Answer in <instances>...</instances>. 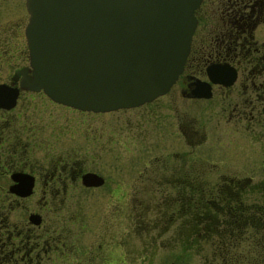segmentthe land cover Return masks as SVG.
<instances>
[{"label": "flooded vegetation", "instance_id": "flooded-vegetation-1", "mask_svg": "<svg viewBox=\"0 0 264 264\" xmlns=\"http://www.w3.org/2000/svg\"><path fill=\"white\" fill-rule=\"evenodd\" d=\"M194 13L197 21L190 50L169 89L151 101L112 110L138 111L130 133L123 134L122 115H112L113 120L108 121L103 118L102 126L95 129L88 125L90 120L85 121L81 147L88 153L97 148L98 165L80 162V148L59 146L71 140L74 126L65 124L67 130H63L56 114V104L62 103L42 89L21 86L23 75L30 73L26 38L10 35L11 26L2 25L0 84L5 92L0 105V264H43L48 256L73 264H116L123 238L108 230L117 224V218L120 224L121 194L110 191L118 199L120 211L105 217L101 227L92 228L91 218L83 210L88 190L101 186L178 187L180 208L172 212L185 218L188 187L224 186L241 192L254 188L253 192L264 194V0H201ZM12 57H17L13 67ZM211 76L222 81L215 82ZM205 89L209 95H193ZM159 98L162 100L157 101ZM160 117H164L162 124ZM67 120L72 122L70 116ZM155 126L164 144L158 155L153 146ZM213 139L229 145L234 163L222 166L214 158L201 156L198 149ZM85 173L101 176L102 183L85 184ZM23 174L33 180L32 192L26 196L9 189L22 184L16 177ZM31 196L43 208L50 203L61 205L52 209L46 222L43 210H30L27 218L17 214ZM64 203H69L67 208ZM33 213L39 222L31 221ZM139 217L138 210L130 213L131 219ZM85 229H90L86 238ZM98 238L101 244L95 248Z\"/></svg>", "mask_w": 264, "mask_h": 264}, {"label": "water", "instance_id": "water-1", "mask_svg": "<svg viewBox=\"0 0 264 264\" xmlns=\"http://www.w3.org/2000/svg\"><path fill=\"white\" fill-rule=\"evenodd\" d=\"M200 2L25 0L30 73L23 75L21 86L42 89L58 103L94 112L151 101L169 89L183 68ZM4 88L0 84V105ZM193 95L209 92L196 90ZM16 179L22 184L9 189L29 195L32 177ZM102 181L95 173L83 175L87 185ZM29 218L39 222L35 213Z\"/></svg>", "mask_w": 264, "mask_h": 264}, {"label": "rangeland", "instance_id": "rangeland-1", "mask_svg": "<svg viewBox=\"0 0 264 264\" xmlns=\"http://www.w3.org/2000/svg\"><path fill=\"white\" fill-rule=\"evenodd\" d=\"M28 13L25 8L24 0H0V34L3 33V26L10 25L9 34L23 36L24 26L27 22ZM3 25V26H2ZM2 26V27H1ZM19 38V37H18ZM17 38V40H19ZM15 40V38H12ZM22 41V39H21ZM13 44V42H12ZM17 60V57H12V64ZM163 98V97H162ZM162 98L157 99L161 101ZM156 103V102H155ZM59 107L56 114L61 117V125L63 130H67L66 125L71 123L74 126L73 136H70L71 140L69 142H62L59 146H73L76 149L80 148L77 156L81 159L80 162L84 163H95L98 165L100 158L97 148L88 153L89 151L83 149V135L86 120H90V128H99L102 126L103 118L104 120L112 119L114 116L117 118L122 115L123 121V134L127 132L130 133L129 128L130 123L133 122L135 113L137 115V110L128 111H112V113L105 112H86L73 109L69 106L63 104H56ZM153 105V104H151ZM68 112L63 113L62 111ZM110 114V115H109ZM113 115V117H112ZM67 116L71 117L72 122L66 121ZM133 117V118H132ZM86 121V122H85ZM161 124L164 122V117H160L158 120ZM191 123H188V125ZM84 125V126H83ZM87 125V124H86ZM156 125V122H155ZM158 126L153 127V146L155 147V154L158 155L160 148L163 147L161 135L155 133ZM62 131V129L60 128ZM65 133V132H64ZM132 137V136H131ZM161 138V139H160ZM130 144L133 146L134 141L130 139ZM137 145V144H135ZM186 148L189 149V146ZM183 150V147L181 148ZM197 146L193 148L196 150ZM201 156L205 158H214L222 166L225 164H232L235 162L231 160L232 150L229 145L223 144L217 140H211L201 145L198 149ZM110 150L107 149V152ZM124 156H128L127 154ZM160 156V155H159ZM238 156V155H237ZM94 158V159H93ZM256 175V174H254ZM261 176L262 172L257 173ZM210 176V175H209ZM111 189V190H110ZM178 187H160V188H148L142 186L128 187L124 185L123 187H109L101 186L97 189L88 190L86 195V200L83 203V210L86 212L88 217L91 218V227L99 225L101 227L104 223V218L108 217L111 213L115 211H120L118 209L119 201L110 194V191L115 192L117 190L122 196L121 200V215L120 224L117 218V224L113 225L109 232H119L123 238V247L121 251L117 250L116 264H216V260H212L211 251L212 247L217 248L219 244L212 245V242L206 240H200L198 244L190 246L189 243L185 244V228L187 227V216H174L172 210L178 212L180 208V193H177ZM5 191L6 188H3ZM114 194V193H113ZM186 194L188 192L186 189ZM247 197L245 201L258 205L264 204V194L256 192H247ZM110 195V199L108 198ZM110 200V202H109ZM182 200V198H181ZM37 200L31 196L28 197L23 206L16 213L19 215H27L30 210L39 209L43 210L42 215L44 221H49L48 217L52 216L54 212L52 209L58 208L61 204L50 203L49 207H42V203H36ZM67 208L69 203H64ZM117 206V209H116ZM24 207V208H22ZM51 207V209H49ZM138 210L142 217L137 219H131L130 213ZM64 212L62 209L60 213ZM175 212V213H176ZM118 216V215H117ZM116 216V217H117ZM108 221V220H107ZM94 226V227H93ZM91 228V229H92ZM90 231L85 229L84 236L88 235ZM180 232V238L179 234ZM99 245H95V248L100 247L101 240L98 238L94 240ZM50 257H45L43 264H73L72 261L50 259ZM47 260V261H46ZM211 261V262H210Z\"/></svg>", "mask_w": 264, "mask_h": 264}, {"label": "trees", "instance_id": "trees-1", "mask_svg": "<svg viewBox=\"0 0 264 264\" xmlns=\"http://www.w3.org/2000/svg\"><path fill=\"white\" fill-rule=\"evenodd\" d=\"M186 189L185 244L192 246L202 239L219 244L211 251L212 260L219 264H264V204L242 198L254 188L243 192L224 186Z\"/></svg>", "mask_w": 264, "mask_h": 264}]
</instances>
